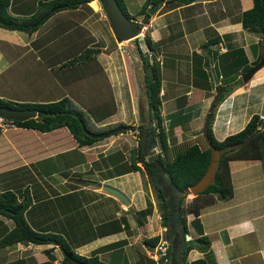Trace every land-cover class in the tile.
<instances>
[{"label": "crops", "instance_id": "obj_1", "mask_svg": "<svg viewBox=\"0 0 264 264\" xmlns=\"http://www.w3.org/2000/svg\"><path fill=\"white\" fill-rule=\"evenodd\" d=\"M91 1L97 5L95 10H58L32 32L0 27V96L27 102L67 97L72 108L86 115L90 130L95 132L120 122L137 127L141 117L140 121L147 123L150 115L143 58L135 49L131 51L132 47L128 56L117 47L111 26L105 27L99 0L87 3ZM136 1L138 10L146 0ZM37 2L9 0L8 9L12 15L27 17L36 10ZM124 2L128 9L129 0ZM155 5L145 28L153 47L145 44L158 64L160 124L167 143L202 133L220 86L225 89L234 83L214 107L211 128L217 139L243 128L254 113L264 117V64L248 80L235 83L242 77L244 64L253 65L263 53L260 30L244 27L241 21L242 12L253 0H162ZM78 10L82 13L77 14ZM129 13L135 18L134 12ZM61 14L68 15L70 24L62 28L57 41L51 37V27L58 25V20L64 22ZM107 31L116 44H111ZM74 45L80 48H72ZM89 48L93 50H86ZM143 54L147 58V53ZM208 55L215 80L206 67ZM129 58L134 63L130 75L124 69ZM138 71L143 74V85L137 80ZM35 83L42 85V96L30 92ZM171 119L176 120L172 126ZM129 129L79 144L66 126L48 131L0 127V184L16 185L19 178L27 176L32 181L27 220L35 229L61 234L74 252L97 257L103 264H155L145 243L147 238L163 234V225L146 173L117 170L130 164L139 144ZM261 152V157L229 159L233 194L200 207L203 234L209 239L207 264H264V143ZM102 185L121 190L129 203L103 190ZM147 195L152 209L142 215L139 211L146 207ZM187 213L186 233L191 239L199 233L191 224L194 214ZM13 226L14 221L0 213V237ZM63 255L55 242L0 245V264H69L62 261ZM203 256L204 251L193 247L186 257L190 264Z\"/></svg>", "mask_w": 264, "mask_h": 264}, {"label": "trees", "instance_id": "obj_2", "mask_svg": "<svg viewBox=\"0 0 264 264\" xmlns=\"http://www.w3.org/2000/svg\"><path fill=\"white\" fill-rule=\"evenodd\" d=\"M36 10L27 17H18L9 12V0H0V27L8 29H19L27 32L34 31L45 19L51 14L64 8H77L80 4L87 3L90 0H37ZM122 10L127 16H131L124 0H117ZM162 0H146L141 7L136 11L137 14H144L147 12L150 3H156ZM190 2L193 0H181ZM90 4L96 8L95 2L91 1ZM54 7L52 10L51 8ZM50 8V9H49ZM241 21L244 27L254 26L260 30L261 43L264 46V0H253V5L242 12ZM144 40L149 48L153 47L152 39L147 33ZM136 44V51H138L142 58V66L145 70V85L147 92V102L150 120L146 123L140 121L137 125L139 130L138 142L132 154L130 164L124 166L122 172L129 170H142L151 178V185L156 194L157 200L160 203L159 212L161 215L162 225L167 227L169 234L168 217L170 209L166 200V193L176 189L178 191L185 190L190 184L194 183L206 170L210 160V147L208 146L203 133L193 139L182 140L175 144H168L165 130L160 124V85L161 80L158 71V64L155 61L148 62L147 58L139 46L138 38L134 39ZM93 48L86 50L91 51ZM97 50V48H94ZM263 56V53H262ZM251 67V63H245L242 72L245 73ZM238 79L235 83L240 82ZM233 84H229L226 90L221 92L217 97L215 105L221 101L226 92L230 91ZM0 104L9 105L12 107H28L37 110V116L25 120H11L13 124L21 127H32L41 131H48L60 126H66L72 133L74 138L79 144H89L99 139L92 137L86 133L87 129H91L88 123V118L81 110H76L70 106V99L63 97L56 101H40V102H27V101H14L5 99L0 96ZM213 107V109H214ZM211 110V116L207 128V134L216 147H221L229 143L241 141L250 134L249 138L239 147L230 148L221 153L218 168L216 171L215 180L209 184L204 190L195 195L191 201L184 203L185 194L182 195L181 200L178 202V220H180L186 227V213L192 212L194 217L191 224L199 233L187 240V246L181 264H188L187 253L193 248L197 247L205 252V256L197 257L190 261V264H207L209 257V239L206 234H203L202 223L199 218V210L203 204L210 203L216 199H226L233 194L231 184L229 159L231 158H249L262 156V144L264 143V117L254 113L251 115L245 126L237 132L228 134L223 139H217L212 131L211 123L214 117V110ZM156 118V124H152L153 119ZM176 123L175 119H171L170 126ZM124 125L126 129L135 128L134 124H124L122 122L116 125H109L105 128H100L98 131L109 129V127H116ZM159 144L161 149L155 152H150V149ZM168 175V184L166 185L165 178L162 174ZM164 183L162 188L154 180ZM31 202L28 190H25L20 198L18 194L11 188H4L0 190V213L11 218L14 221V226L10 228L3 236L0 237V245L21 241L24 243H46L55 242L59 243L63 251V260L69 264H76L71 261L70 256L76 257L85 263L103 264L97 257H85L80 255L68 245L63 236L59 233L48 232L44 230L35 229L29 223L25 215L28 206ZM152 209V202L147 197V205L139 212L142 215L149 213ZM34 224V223H33ZM120 228V224L116 226ZM159 235H154L146 239L147 243L154 244L158 241ZM137 249L141 253H145L140 243H136ZM171 245H169V253ZM171 254L169 261L165 264H170Z\"/></svg>", "mask_w": 264, "mask_h": 264}, {"label": "water", "instance_id": "obj_3", "mask_svg": "<svg viewBox=\"0 0 264 264\" xmlns=\"http://www.w3.org/2000/svg\"><path fill=\"white\" fill-rule=\"evenodd\" d=\"M102 8L105 12L106 17L109 19L111 29L115 35V38L117 41H125L128 42L133 38L139 37V33L141 32V27L143 26V22H145L149 15L154 11L156 8V5H153L150 7L147 11V13L142 17L140 21H136L134 17H129L126 15V13L122 10L117 0H100ZM54 7L51 8V10ZM138 34V35H137ZM264 64V46H263V56L258 61V63L252 65L250 69L245 73L244 75V81L249 79L252 74L262 65ZM223 87L214 95L210 107L209 112L207 113L202 133L203 136L210 147V160L208 162V165L206 167V170L204 173L192 184H190L185 190L183 191H177L178 197L180 198L181 195H183L184 192H187L188 190L195 195H197L200 191L204 190L209 184L213 183L216 176V171L218 168L219 160L221 153L227 149L230 148H236L242 145L250 136V134L246 135L244 139L241 141H237L234 143H229L221 147H216L212 144L208 134H207V128L209 124V119L211 116V110L213 109L214 103L219 96V94L222 92ZM37 115V110L34 108H28V107H12L9 105H3L0 104V116L4 118H8L11 120H25L31 117H35ZM126 129L124 125H119L116 127H113L111 129H107L104 131H91L89 129L86 130V133L89 134L92 137H106L111 134H114L115 132L121 131ZM101 188L103 190L109 191L111 193H114L117 195L125 204L129 203V199L126 197V195L116 187L110 186V185H102ZM170 207L172 206V202L168 201L167 203ZM178 207H176L175 210L170 211V215L168 217L169 225L172 230V236L167 237L170 238V245H171V259L170 264H181L183 260V254L185 252L186 246H187V240L189 239L188 234L186 233V227L183 225L182 222L177 221L178 217ZM71 261H73L76 264H92V263H85L84 261L70 256Z\"/></svg>", "mask_w": 264, "mask_h": 264}, {"label": "rangeland", "instance_id": "obj_4", "mask_svg": "<svg viewBox=\"0 0 264 264\" xmlns=\"http://www.w3.org/2000/svg\"><path fill=\"white\" fill-rule=\"evenodd\" d=\"M35 0H33V2H34ZM95 2V1H94ZM99 2H100V0H99ZM139 3V2H138ZM138 3H137V1L136 0H133V1H131V0H129V3L127 4V6H128V10L130 11V12H134V15H135V19H136V21H140L141 19H142V17L147 13H144V14H141V16H140V14H137V10H136V8H137V6H138ZM156 4V3H155ZM155 4H153V5H155ZM96 5V4H95ZM152 5V6H153ZM97 6V5H96ZM79 7H81V9L83 10H85V11H92V10H95V7H93L91 4H88V3H83V4H80V6ZM35 8V6L33 7V9ZM148 8H150V7H148ZM50 9V8H49ZM90 9V10H89ZM82 10H78V13L77 14H81L82 13ZM100 10H101V12H102V16H103V21H104V23H105V27L107 28L108 26H110V22H109V20H108V18L106 17V15H105V12H104V10H103V8H102V5H101V2H100ZM155 10L156 9H154V11L152 12V13H154L155 12ZM88 13V15H91V16H93L90 12H86V14ZM67 14H61V18L63 17H65V20H64V22L62 23L61 21H56L55 23H59L58 25H53L52 27H51V37L52 36H55L56 37V39H57V41H60V36L59 35H61L62 33H61V31H62V28H64V30L69 26V24H70V21H69V19H68V15L66 16ZM74 16V15H73ZM90 17V16H89ZM88 17V18H89ZM94 17H96V16H94ZM93 17V18H94ZM148 19H149V17H148ZM148 19L145 21V22H143V29L141 30V32L139 33V35L141 36V38L140 39H138L139 40V46L141 47V49L142 50H144V51H149V49L148 48H146V44H145V40H144V36H145V32H146V30H145V28H146V26H147V21H148ZM63 30V31H64ZM107 34H110L111 35V44H116V41L114 40V37L112 36V34H111V32H109V31H107ZM67 39V38H66ZM135 39V38H134ZM134 39H131L130 41H128V42H125V41H119V43L117 42V47L121 50V51H123L124 53H126V55L128 54L127 52H130V50H129V47L131 48V51L133 50V49H136V44H135V42H134ZM261 45H262V43H259V47H261ZM72 48H75V49H77V48H80L79 46H77V45H74ZM84 48V47H83ZM82 48V49H83ZM74 50V49H73ZM93 50V49H92ZM134 52V55L135 56H138L139 55V53H136V51H133ZM128 56V55H127ZM210 55H208L207 56V60H208V66L206 65V67H207V69L210 71V74H211V77L214 79V76H215V72L216 71H214V68H213V66L211 65V59H210V57H209ZM262 57V56H261ZM261 57H259V54H258V56L256 57V60H257V58H258V60L256 61V60H254V61H252V63H254V64H256V63H258V61L261 59ZM147 60H148V62L149 63H151V61H153L154 60V57L151 55V53H148L147 52ZM127 64H125L124 65V69H125V73H127V74H131V72H132V69H131V65H133L134 63H132L131 61H130V58L128 59V61L126 62ZM253 64V65H254ZM252 66V65H251ZM250 69V68H249ZM248 69V70H249ZM247 70V71H248ZM127 71V72H126ZM247 71L245 72V73H247ZM245 73H243L242 74V77L241 78H239V79H241V81H243L244 80V75H245ZM225 74H227V72H225ZM143 74L140 72V71H138V74H137V80H138V82H142V85H143ZM231 77H233L234 75H230ZM1 78V77H0ZM1 80V79H0ZM215 80V79H214ZM248 80V79H247ZM1 81H3V79L1 80ZM224 81V79L222 80V82ZM240 81V82H241ZM137 84V83H136ZM223 84V83H222ZM5 86V85H4ZM228 85H226V87H227ZM22 86H19L17 89H19V91H23L24 92V94H25V90H23V89H20ZM36 87V88H35ZM35 87H32V89H30V92L31 93H33V94H40V96H42L41 94H43L44 92H42L41 90H44V89H42V85L41 84H38V83H35ZM223 86H220L218 89H217V92L222 88ZM224 90H226V88L224 89V87H223V90H222V92L224 91ZM6 94H7V92H9V89L6 87V90L4 91ZM29 92V93H30ZM216 92V93H217ZM140 93V92H139ZM142 95V94H141ZM24 96V95H23ZM27 96V95H26ZM139 96H140V94H139ZM8 98V97H7ZM211 104V103H210ZM210 107V106H209ZM214 107V106H213ZM215 107H216V105H215ZM213 110H215V109H213ZM221 113H223V112H221ZM258 114V113H257ZM207 116V115H206ZM251 117V116H250ZM249 117V118H250ZM249 118H248V120H249ZM140 120H142V117H141V119H139L138 121V123H140ZM247 120V121H248ZM247 123V122H246ZM245 123V124H246ZM93 124V122H91V125ZM93 126V125H92ZM91 126V127H92ZM245 126V125H244ZM243 126V127H244ZM100 128H105V127H100ZM100 128H98V129H100ZM134 129V128H133ZM132 128L131 129H129V133L131 132L134 136H136V137H138L137 135L138 134H136V132H134V130H133ZM242 129V128H241ZM124 130H126V129H124ZM124 130H121V131H124ZM131 130V131H130ZM239 131V130H238ZM118 132H120V131H118ZM116 133V132H115ZM112 135V134H111ZM110 136V135H109ZM109 136H107V137H109ZM158 144V143H157ZM158 146L159 147H156V148H154V150L156 149V150H158V148H160V145L158 144ZM262 146V145H261ZM153 150H151L150 149V152H152ZM43 163V166L45 165L46 166V168H47V164H46V162H42ZM118 171H121V170H124V167L122 166V167H119L118 169H117ZM35 179V178H34ZM41 180L42 181H44L43 180V178L41 177ZM19 181H21L19 184H16V185H14V184H12V185H10V184H0V188L1 189H3V188H5L6 186H8L7 188H12L14 191H16V192H19V193H17L18 194V196L21 198L22 197V194L24 193V191L25 190H28V193H29V185L31 186V183H32V181L31 180H28V177L27 176H25V177H21V178H19ZM25 184H27L26 186H25ZM24 187V188H23ZM151 190V189H150ZM149 191V190H148ZM152 192V191H151ZM45 194H49V193H47V192H45ZM51 195V194H50ZM194 196V194H192L189 190L187 191V194L185 195V197H184V203H187L188 201H190L191 200V198ZM49 197V196H48ZM154 199H155V207L154 208H156V209H159L160 208V203L158 202V200L154 197ZM49 201V200H48ZM48 201H44V203H45V205H47V203L46 202H48ZM43 203V204H44ZM37 204H39V203H37ZM48 204H49V202H48ZM43 207V206H42ZM49 211V213L48 214H50L51 213V210H48ZM44 216V215H43ZM186 216H187V219H188V213L186 214ZM193 217H194V215H193ZM192 218V217H191ZM140 253V255H143L141 252H139Z\"/></svg>", "mask_w": 264, "mask_h": 264}, {"label": "built area", "instance_id": "obj_5", "mask_svg": "<svg viewBox=\"0 0 264 264\" xmlns=\"http://www.w3.org/2000/svg\"><path fill=\"white\" fill-rule=\"evenodd\" d=\"M145 53H150L149 51H144ZM152 62V61H151ZM154 124V123H152ZM15 125L12 123V121L8 118H4L0 116V127L6 128L8 126ZM136 134L139 133L138 128L136 127L133 129ZM158 145V144H156ZM154 145L152 149L156 148L157 146ZM155 151H158L155 149ZM159 218L161 219V215H159ZM167 227L163 225V234L159 236V239L156 243H145L146 247V253L147 255L154 260L155 264H165L169 261L170 253H169V245L170 240L167 238Z\"/></svg>", "mask_w": 264, "mask_h": 264}, {"label": "flooded vegetation", "instance_id": "obj_6", "mask_svg": "<svg viewBox=\"0 0 264 264\" xmlns=\"http://www.w3.org/2000/svg\"><path fill=\"white\" fill-rule=\"evenodd\" d=\"M143 29V27H141V29L140 30H142ZM138 35V34H137ZM139 37H141L140 35H139ZM139 37H136V38H138L139 39ZM134 39V38H133ZM119 42V41H118ZM143 52V51H142ZM144 53V52H143ZM147 57V56H146ZM162 174V177L163 178H165L166 180H165V182H166V185L168 184V182H169V180H168V175L167 174H165V172H163V173H161ZM146 176H147V181H148V183H149V186H150V189H151V193H152V195H153V197H155L156 199H157V197H156V194H155V192L153 191V188H152V185H151V178L146 174ZM154 181H156V183H158L159 184V186H161L162 188L165 186V184L164 183H160V182H158V180H154ZM177 191L178 190H176V189H173V191L171 190V192L169 193H166V200H167V203H168V201H171L172 202V206L170 207L169 205H168V207H169V209H170V211H172V210H175L176 209V207H178V205H179V201L181 200V198H182V195H181V197L179 198L178 197V193H177ZM183 194H187V192H184ZM147 197L150 199V197L147 195ZM178 216H179V214H178ZM177 221L178 222H181L180 220H178V217H177ZM169 229L171 230V227L169 226ZM171 232H172V230H171ZM167 235H168V237H170L171 238V236H172V234L170 233L169 234V232L167 231ZM170 238H169V240H170Z\"/></svg>", "mask_w": 264, "mask_h": 264}, {"label": "clouds", "instance_id": "obj_7", "mask_svg": "<svg viewBox=\"0 0 264 264\" xmlns=\"http://www.w3.org/2000/svg\"><path fill=\"white\" fill-rule=\"evenodd\" d=\"M142 50V49H141Z\"/></svg>", "mask_w": 264, "mask_h": 264}]
</instances>
